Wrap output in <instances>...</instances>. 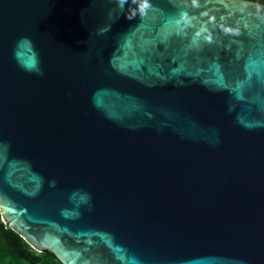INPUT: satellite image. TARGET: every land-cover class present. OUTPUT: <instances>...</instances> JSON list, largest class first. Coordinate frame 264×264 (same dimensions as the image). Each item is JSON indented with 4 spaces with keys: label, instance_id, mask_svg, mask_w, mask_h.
<instances>
[{
    "label": "water",
    "instance_id": "95a60500",
    "mask_svg": "<svg viewBox=\"0 0 264 264\" xmlns=\"http://www.w3.org/2000/svg\"><path fill=\"white\" fill-rule=\"evenodd\" d=\"M119 2L0 0L2 221L62 264H264V2Z\"/></svg>",
    "mask_w": 264,
    "mask_h": 264
},
{
    "label": "trees",
    "instance_id": "16d2710c",
    "mask_svg": "<svg viewBox=\"0 0 264 264\" xmlns=\"http://www.w3.org/2000/svg\"><path fill=\"white\" fill-rule=\"evenodd\" d=\"M264 2V0H262ZM0 264H62L49 251L32 248L19 233L8 228L0 212Z\"/></svg>",
    "mask_w": 264,
    "mask_h": 264
},
{
    "label": "clouds",
    "instance_id": "9594fccd",
    "mask_svg": "<svg viewBox=\"0 0 264 264\" xmlns=\"http://www.w3.org/2000/svg\"><path fill=\"white\" fill-rule=\"evenodd\" d=\"M127 0H120L119 6L123 8L124 3H126ZM133 3L137 4V8L135 10H132L131 15H127V18L129 20L135 18V14L138 11L141 15L145 14L146 9L149 7L148 0H139L137 3V0H133ZM22 42H28V38H24ZM35 68V63L33 65H29V70H32Z\"/></svg>",
    "mask_w": 264,
    "mask_h": 264
}]
</instances>
